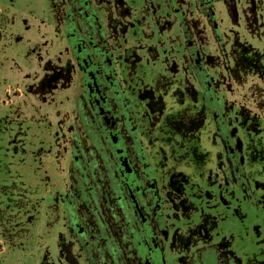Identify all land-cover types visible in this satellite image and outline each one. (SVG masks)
Masks as SVG:
<instances>
[{
	"label": "rangeland",
	"instance_id": "obj_1",
	"mask_svg": "<svg viewBox=\"0 0 264 264\" xmlns=\"http://www.w3.org/2000/svg\"><path fill=\"white\" fill-rule=\"evenodd\" d=\"M125 1L134 18L138 13L149 20L134 27L123 17L131 44H152L156 55H165L156 43L161 37L175 58L176 44L182 45L180 30L173 29L171 41L167 33L172 28L163 34L159 28L168 16L175 21L167 3ZM212 1L219 32L216 37L206 33L203 45L207 57L221 61L205 67L219 83L218 93L212 96L209 88L210 101L200 98L193 107L182 93L183 81L193 84L191 77L172 75L166 82L163 114L150 120L157 125L155 165L163 176L158 180L162 209L174 235L173 244L165 247V262L198 264V251L212 247L220 255L219 264H264V0H236L234 16L230 0ZM67 2L0 0V264H59V235H67L61 191L65 163L57 159L65 156L59 124L72 121L83 92L68 50L67 27L56 24L50 9L52 3L65 9ZM100 2L102 6L106 1ZM195 2L173 0V6L179 4L182 10L185 5L191 15L197 12ZM238 42L247 45L242 56L249 55L246 59L258 61L260 67L237 81L231 75L241 50ZM251 48L260 52L258 58ZM180 57L179 50L176 59L182 65ZM156 65L164 73L163 66ZM143 77L146 84L154 83V91L158 81L161 87L165 82L147 73ZM143 83L140 77L131 85L137 90ZM195 110L202 118H196ZM181 122L190 128L178 137ZM169 171L172 178L167 179ZM200 253L208 264L216 261L215 252L213 257L212 252Z\"/></svg>",
	"mask_w": 264,
	"mask_h": 264
},
{
	"label": "flooded vegetation",
	"instance_id": "obj_2",
	"mask_svg": "<svg viewBox=\"0 0 264 264\" xmlns=\"http://www.w3.org/2000/svg\"><path fill=\"white\" fill-rule=\"evenodd\" d=\"M104 1L102 6L100 0L67 2L68 50L73 53V67L79 72L83 93L76 101L72 121L59 124L63 136L60 148L65 156L57 159L65 163L61 191L67 234L59 235V264H166L165 247L173 244L174 235L162 209L158 180L163 176L155 165L157 125L150 120L163 114L166 82L172 75L191 77L193 84L188 80L181 83L182 93L193 107L202 99L210 101V92L212 96L217 94L211 85H205L210 77L205 73V40L199 22L204 20L216 37L218 14L212 0H197V12L191 15L185 5L181 10L179 4L173 6V0H164L175 21L168 16L159 28L162 34L172 28L167 33L171 41L173 29L180 30L182 45L176 44L174 54L177 57L179 50L183 54L181 65L161 37L155 42L165 55H156L152 44H131L132 39L126 36L128 22L123 17L129 18L134 27L138 23L147 25L148 18L138 17V13L134 18L125 0ZM235 1L230 0V9L236 8ZM157 63L164 73L156 69ZM146 73L157 80L163 78V87L158 81V91L152 90L154 83H145ZM140 77L144 83L137 84L136 90L131 84ZM193 114L196 118L203 116L196 110ZM146 122H150L148 127ZM179 124L182 130L178 131L182 132L177 136L181 137L184 128L190 127ZM229 166L234 170L232 161ZM171 174L167 173V179ZM182 179L187 180L183 174Z\"/></svg>",
	"mask_w": 264,
	"mask_h": 264
},
{
	"label": "trees",
	"instance_id": "obj_3",
	"mask_svg": "<svg viewBox=\"0 0 264 264\" xmlns=\"http://www.w3.org/2000/svg\"><path fill=\"white\" fill-rule=\"evenodd\" d=\"M52 2H53V0H52ZM50 9H51V12L56 17V21H55L56 24H58L59 26L65 24V22L67 20V15H68L67 12L69 11V7L67 6V4H65V9H64L63 7H60L57 4L52 3L50 5ZM230 11H231V14L233 16H234V14H237V8H234V9L231 8ZM255 16H256V13H253L252 18H254ZM254 19L256 20V22L258 21L256 17ZM199 23H200V26H199L200 27V33H201V35L203 36V38L205 40L206 33L209 34L212 30H210L205 25V21L204 20H201ZM207 29H208V31H206ZM251 29L257 30V27L251 26L250 27V30ZM237 46L241 50L238 53L235 54V60H234V62H235V64H236L237 67H236V69L234 71V74L231 75V77H234L238 81V78L239 77L242 78V74L251 73L250 70L251 69H254L255 67H257V65L259 66L260 63H258V61H256V60H251L250 58L246 59V57H248L249 55H247L246 57H243L242 56L243 54H245V52L242 49H243V47H246L247 46L246 44H241L240 42H238L237 43ZM235 48L237 49L236 46H235ZM254 52L255 51H253V49L251 48V53H252L254 59L255 58H258L259 57L258 55H260V52L259 51H256L255 53ZM204 55H205V58H206L207 63H210V60L212 59L211 63H213V65H215V64H218V65L221 64V61H220V58L219 57L217 58V57H213L211 55H209L207 57L206 53H204ZM227 70H228V72H231L232 71V68L229 67V68H227ZM205 73H206L207 77L208 76L210 77V81L209 82H206L205 85H209V86L211 85L213 87L212 91L215 90L218 93L219 83L217 81H215V79L207 72L206 68H205ZM202 251L212 252L213 254H212L211 257H213L214 252H215V255H217L216 251H214V248H212V247H207V249L206 248H203L200 252H202ZM200 252L198 251V253H199L198 255L201 256L200 259H199V261L197 259L198 264H206L205 259H204L205 256H203V254H201ZM219 256L220 255H217V256L214 257L216 259V261L212 258L213 261L210 260V264H219ZM207 258H209V257L207 256ZM229 264H233V263H229Z\"/></svg>",
	"mask_w": 264,
	"mask_h": 264
}]
</instances>
